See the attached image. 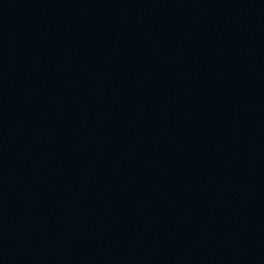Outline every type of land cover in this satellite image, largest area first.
<instances>
[{
  "label": "water",
  "instance_id": "95a60500",
  "mask_svg": "<svg viewBox=\"0 0 264 264\" xmlns=\"http://www.w3.org/2000/svg\"><path fill=\"white\" fill-rule=\"evenodd\" d=\"M172 264H264V0H49Z\"/></svg>",
  "mask_w": 264,
  "mask_h": 264
}]
</instances>
